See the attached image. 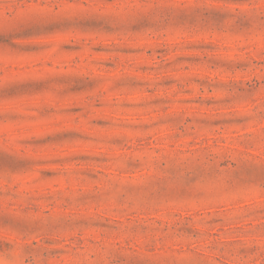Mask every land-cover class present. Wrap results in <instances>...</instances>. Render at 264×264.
Listing matches in <instances>:
<instances>
[{"label":"rangeland","instance_id":"obj_1","mask_svg":"<svg viewBox=\"0 0 264 264\" xmlns=\"http://www.w3.org/2000/svg\"><path fill=\"white\" fill-rule=\"evenodd\" d=\"M0 264H264V0H0Z\"/></svg>","mask_w":264,"mask_h":264}]
</instances>
